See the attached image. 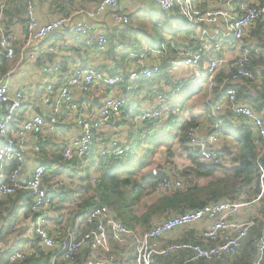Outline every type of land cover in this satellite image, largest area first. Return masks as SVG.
I'll use <instances>...</instances> for the list:
<instances>
[{
    "label": "built area",
    "instance_id": "obj_1",
    "mask_svg": "<svg viewBox=\"0 0 264 264\" xmlns=\"http://www.w3.org/2000/svg\"><path fill=\"white\" fill-rule=\"evenodd\" d=\"M79 1L84 5L90 0ZM128 1L155 5L163 12H170L175 7V0ZM8 7L9 0H0V58L13 62L17 54L13 34L9 32L5 24ZM182 11L186 15L193 14L189 0L183 4ZM239 12L238 17L226 22V29L233 32L230 39L224 41L220 38L214 44L204 42L200 49L172 62L174 68H195L200 65L205 54L212 47L217 49L226 47L234 51L235 55L230 61L216 56L212 57L205 73L207 79L212 82L222 70L227 68L230 71L229 80L223 85L224 102L211 106V122L216 126V132H213L208 139L201 141L197 138V133L201 129L200 125H194L188 131L190 145L198 147L202 160L214 165L226 163V157L219 146V129L226 112H230L237 126L249 127L253 133V139L257 143L261 142L259 158L264 151V117L257 113L249 103L240 99L237 88L240 82H249L253 85L261 82L260 76L251 70V53L245 48V38L247 30L257 20H264V5H250L244 2L239 7ZM80 14L81 16L86 14V18L96 20L98 24H104L109 29L124 27L130 23V16L122 8L121 0H100L93 11L82 10ZM210 19L217 22L219 13H213ZM72 20H74L73 16H58L49 22L42 23L35 6L29 5L26 8L24 22L27 42L19 54V62L22 63L28 59L39 63L44 73L52 72L53 67L49 68L48 58L39 54L36 48L41 42L47 41L53 35L69 27L73 32L74 43L83 44L82 46L89 45L90 42L84 39L96 29V25L85 19L74 20L75 24ZM97 44L101 52L107 50L109 40L105 33L98 35ZM61 68V64L54 66L55 71ZM14 71L0 76V173L7 164H15V168L4 179L6 181L0 182V206L11 197L27 192L30 199L28 214L33 220V223L29 224L27 235L31 234L33 239L23 241L20 238L21 227H25V223L22 222L25 220L13 224L5 222V218L0 216V230L3 229L5 237L0 238V264H3V259L7 261V264H19L34 255L36 249L32 246L33 240L38 241L42 250L55 252L50 255L48 264H120L119 255L123 252L120 244L128 241L133 232L117 219L107 206H96L81 213L79 217L81 227L91 226L92 230L86 229L83 232L72 230L68 226L71 224L69 221L66 222L63 218L56 217L54 206L57 198L53 192L50 193L44 188L48 176L46 165L36 162L31 167V153H41L37 139L41 137L45 127L53 133L58 132L61 114L67 111L73 117L74 130L65 137V147L62 153L64 160H84L93 153L95 145L100 163L108 164L119 160L131 147H127L118 135L110 138L104 137L100 133L104 122L118 116L129 105L132 107L129 112L135 124L147 125L158 122L162 118L165 107L178 96L187 83L183 79H177L174 80L173 86L164 88V90H154L155 106L148 109L141 104L137 93L132 88L140 82L162 75L167 71L163 66L143 67L129 74H118L113 77H106L91 67L75 68L67 76L68 80L59 88H56L54 83L47 85L42 101L50 109V116L34 114L26 117L12 133V122L28 100L25 91L12 89L11 77ZM99 83L115 88L125 86L127 94L107 98L101 106L96 108H91L90 105L75 99L73 89L81 93L79 95L86 96ZM260 168L262 169V166ZM63 180L76 186L79 183L77 181L76 184V181L68 174ZM185 186L186 181L181 178L164 176L158 181L155 194L169 192L173 189L180 190ZM240 209L239 203L225 200L211 202L200 209L166 217L160 224L135 236L137 257L134 263L152 264L157 251L156 245L153 246V241L165 238L177 230H188L195 226H198L197 242L200 243L193 247L194 256L189 262L211 261L222 257L235 261L241 255L245 241L256 225L253 220L243 219ZM79 211L81 209L78 203H75L73 214ZM58 220L63 222L58 232L53 235L51 229ZM73 220L77 221V219ZM59 233L64 235L58 237ZM255 251L249 264H263L264 240L257 241Z\"/></svg>",
    "mask_w": 264,
    "mask_h": 264
},
{
    "label": "crops",
    "instance_id": "obj_2",
    "mask_svg": "<svg viewBox=\"0 0 264 264\" xmlns=\"http://www.w3.org/2000/svg\"><path fill=\"white\" fill-rule=\"evenodd\" d=\"M99 1L100 0H90L86 4L82 5L79 0H9L5 24L15 39V49L17 55L13 62H7L6 60L0 58V76L4 75L6 72L15 70L11 77L12 89H21L25 91L28 97V100L23 107L25 109L23 119L16 125L13 123L11 126V132L14 133L26 117L34 114L43 115L45 117L50 116V109L47 108L42 101L47 85L54 83L56 88H59L65 81L68 80L67 76H69L73 69L77 67H93L102 71L107 76H115L118 74H129L130 72L143 67L161 65L164 66L167 71L158 76L157 81L149 80L140 82L134 85L132 90L137 93L141 104L145 108L152 109L155 106V98L153 95L154 90H164V88L173 86L174 80L177 79L185 80L187 85L181 90L178 96L165 107L161 118L162 121H158V123H155L152 126L137 125L130 115L129 111L132 107L129 105L123 109L118 116L105 121L100 133L107 138L118 135L127 147H131V150L136 147L135 141H138L140 137L143 139L147 138L145 145L140 149L141 152H147L150 148H154L156 142H154V136H152L151 132L155 133L158 137L168 140L166 143L161 144L158 148H156V150L152 149L153 151L145 163V167L136 174L137 180H142L144 177H158L160 174L184 178L181 177V173L184 174L185 171H187L188 174L193 175L191 168H197L194 160L198 159L201 163H205V161L200 158L198 150L190 146L189 142L186 146L190 149L193 148L195 152L192 150H185L180 144V131L177 133L178 137L173 139L169 134L170 129L174 124L175 115L184 111V120L186 123L192 122L193 125L198 124L201 126V129L197 133V138L199 140L202 141L211 136L216 126L212 125L211 122V106L209 104L211 101L214 102V98L216 99V103L224 102V97L221 94V91L225 82L229 80L230 71L227 68L222 70L212 82L207 79L205 73L212 57L216 56L230 61L233 59L235 54L234 51H231L226 47L218 49L212 47L211 50L205 54L203 61L198 67L174 68L171 63L200 49L204 42L214 44L220 38H223L224 41L226 39H230L233 32L232 30L226 29V22L229 19L236 18L240 15L239 7L244 2L250 5H264V0H228L226 2L218 0H198L196 4H193L189 0L193 9V14L190 15H186L182 11L183 4L187 0H175L176 9L186 18L184 23L186 28H184L185 30H182L183 32L181 31L180 35L175 37L169 36L167 43L162 46V50H157L155 47V49L152 48L149 53L143 52L141 54H136L128 52L126 50L128 48V44L124 43L119 44L115 52L112 53L113 55L101 54L98 49L96 50L98 35L101 33H105L107 35L110 29L104 24H98L96 20L86 18V14L82 16L80 14L82 10L93 11ZM31 4L35 6L36 12L42 23L49 22L58 16H73L75 21L85 19L87 22L96 25V29L84 39L90 42L87 47L82 46L83 44L73 42V32L70 27L53 35L52 38L45 42H41L38 45L36 48L37 52L48 58L49 68L53 67V71L49 74L44 73L37 62H32L26 59L25 62L21 63L18 60L20 56L19 54L27 42L24 30L25 27L24 24L22 25L21 23L22 20L25 22L26 8ZM21 6L23 8V12L25 6L24 14L21 12ZM121 6L129 14L130 23L135 29H137L138 32L143 31L155 37L156 32L150 27L153 24L154 19H151L150 16L152 15L153 10L158 11L159 8L157 6L150 4H136L134 2H129L128 0H121ZM150 12L152 13L150 14ZM213 13H219V20L217 22H213L210 19V16ZM74 20L72 21L75 24ZM121 28H123V26L116 27V29ZM258 33L259 30H257V27L247 30L245 48L251 53V63H258L253 71L260 76V79L263 80L264 73L262 71L264 70V46L260 45L259 47L256 44L258 40ZM144 45L146 46L147 44L144 43ZM257 53H259V55L255 57V54ZM253 56L255 58H253ZM78 62L80 63L78 64ZM58 64H61L62 68L59 71H55L54 66ZM238 84L237 88L239 90L240 99L249 103L257 113L264 117V108H261L258 103L260 101H257L256 98L253 99V101L245 98L246 96H255L254 87L257 85L249 84V82H240ZM72 91L74 92L75 99L78 102L86 103L87 105H90L91 108L101 106L107 98L124 96L127 94V90L123 87H108L101 83L97 84V86H95V88L86 96L79 95L81 93L77 90L73 89ZM70 115L71 114H68L67 111H64L61 114L58 124V132L56 133L51 132L48 127H45L43 134L39 139H37V143L41 148V153H31V160H29L31 167L36 162H41L46 165V168H49V170H47L48 176L46 178L44 188L50 193L53 192L57 198V202L54 206L56 217L58 219L63 218L66 222L69 221L71 224L68 226L72 230L83 232L86 229L92 230V227L89 226L88 228L86 226L87 228H83L81 227V223H79V219H77V221L73 220V208L75 203L79 202H74L73 200L62 202L59 200V194L61 191H67L69 188L78 191L79 187L82 185V180L80 179H74L76 184L77 181L79 182L78 186L66 183L64 180L62 181V179L67 176V173L65 172L66 169L63 168L60 163L58 164L55 161L58 155L62 156L63 149L65 147V137L68 136L72 130H74L73 117ZM225 118L235 128L239 127L236 125L235 121L233 122L230 112H226L223 116V123ZM146 133H148V135ZM41 146H43V148ZM219 146L221 149L228 147L231 150V156H225L223 154L226 157V163H229L227 166H230L229 158L239 153L237 145L234 143V139L230 136L221 135ZM94 152L95 156H93L92 153L82 161L83 167L75 170L77 173L82 174V171L85 168H91L93 181L96 179V169L99 164L96 153V145ZM263 154L264 151H262L261 155ZM261 158H263V156ZM14 168L15 164H7L5 169L0 173V179H6ZM155 173H157V175H155ZM220 174L221 172L217 175L219 176ZM203 180L206 179L194 181L195 185L199 184L200 186L205 187L209 184ZM195 185L190 184V186L184 188L183 190L181 189L180 191L187 192L188 190L193 189ZM201 189L202 188L199 190ZM176 191V189H173L169 192L159 194L153 193L154 195H150L145 200V204L140 209L141 211H138L137 214L142 215V213L145 212V205L152 204L163 197H171L176 193ZM180 191L178 190V192ZM263 195L264 168L262 167L255 181L251 185L242 189L237 203H239L241 205V209H243L242 207L249 205L250 202L263 199ZM247 199H250V201L246 202ZM78 200L81 199H75V201ZM248 211H250V209ZM177 213L178 212H172L170 215ZM251 214L252 212H249V215L247 217L244 216L243 218L247 220ZM242 215H244V213H242ZM0 216L6 218L8 216L7 211L0 208ZM165 218L166 217L163 216L160 220L163 221ZM7 220L13 224L25 220L22 222L25 223V227H21L22 231L20 238L23 241L33 239L31 234H29V236L27 235L29 224H32L33 220L30 218V214H28V212L26 213V210L18 211L14 220ZM62 222H60V220L55 222V225L51 229L53 235L58 232ZM160 222L155 221L156 225ZM197 227L198 226L190 228L186 232H183L185 229H180L165 238L153 241V246L156 245L155 249L157 251L154 254V261L152 264H184L187 261V264H223L221 259L226 257L216 258L211 261L197 260L189 262V260H191L194 256L193 247L200 243L197 242ZM129 230L133 232V234H131L128 238V241H124V243L120 244L123 248V252L119 255L120 264H135L134 259L137 257V240L135 236H139V234L146 231ZM191 230L194 231L193 234H188ZM63 235L64 234L59 233L58 237H62ZM0 238L2 239V237ZM35 244L39 246L37 240H33L32 246H34V248ZM44 251L49 257L51 254H55L54 251ZM3 264H7V261H4V259Z\"/></svg>",
    "mask_w": 264,
    "mask_h": 264
},
{
    "label": "trees",
    "instance_id": "obj_3",
    "mask_svg": "<svg viewBox=\"0 0 264 264\" xmlns=\"http://www.w3.org/2000/svg\"><path fill=\"white\" fill-rule=\"evenodd\" d=\"M151 13L152 12H150V14ZM150 18L154 19L153 24L150 27L155 30V37L143 31L138 32L137 29H135L133 25L129 23L121 29H116L115 27L110 28L109 32L107 33L109 45L105 52L100 51L98 44L96 45L97 48H94H96V50L98 49L101 54L113 55L112 53L115 52L119 44L127 43L128 48L126 50L128 52L136 54H141L143 52L149 53L151 52L152 48L155 49V47L157 50H162V46L167 43L169 36H178L180 35L181 31L185 30L184 28H186L184 26L186 18L180 12H178L176 6L170 12H163L159 9L158 11L153 10ZM253 27H257V30H259L256 44L259 47L260 45L264 46V20H257V22L249 29ZM246 40L247 35L245 42ZM144 43L147 45L145 46ZM87 46L89 45L84 47ZM257 65V62H252L250 67L253 70ZM97 71L100 74L105 75L102 71ZM105 76L113 77L107 75ZM150 81H157V77ZM122 87L125 89L127 88L125 86ZM254 93L255 96L251 95L250 97L246 96L245 98L251 101L256 98L257 101H260L258 102L259 106L264 108V79L262 80L261 84H257L256 88H254ZM24 111L25 109L22 108L18 112L16 118L12 122V125L13 123L16 125L21 122ZM155 123L158 122L147 125L152 126ZM193 126L194 125L192 122H187L181 128L180 144L185 150H192L195 152L193 148L190 149L186 146L189 142L188 131ZM214 132L216 131L214 130ZM151 133L152 136H154V142H156L154 148H152L153 150H156V148H158L161 144H164L168 141L167 139L158 137L153 132ZM146 134L148 135V133ZM221 135L232 137L239 150L238 154H235L229 158L230 166H227L229 163L214 165L207 162L201 163L198 159H195L194 162L197 165V168H191L193 175L188 174L187 171H185L184 174L181 173V177H184L181 179L186 181V186L184 188L190 186V184L195 185L194 181H199L202 179L208 180L209 184L205 187L196 184L193 189H190L187 192H182L180 191L181 189L179 190L180 192L177 190L176 193L171 197H163L152 204L145 205V212L142 213V215H138L137 212L141 211L140 209L145 204V200L150 195H154L153 193H155V188L158 181L166 176L164 174H160L158 177H144L142 180L136 179L137 172L145 167V163L153 151L151 148L147 152L140 151L141 147H143L147 141V138L143 139L142 137H140L138 141H135L136 147L132 150L130 149L119 160L108 164L99 162L96 169L95 182L93 181L91 175V168H85L81 174L82 178L80 179L82 180V185L79 187V190L77 192L72 190L61 191L59 194V200L65 202L77 198L81 199L78 200V205L81 209V212H84L87 209H92L96 206H107L112 210L117 219H119L133 231L149 230L156 226L155 221L160 222V218L163 216L168 217L170 214H172V212H178L177 214H179L197 210L211 202L225 200L238 202L237 200L242 189L251 185L255 181L256 177L261 171L260 166L264 168V154L261 155L263 158H259V147L261 142L257 143V141L253 139V133L249 127L239 126L238 128H235L226 118L224 119V123L221 125L220 136ZM41 147L43 148V146ZM198 154L200 155L199 151ZM223 154L228 156L225 153ZM93 156H95L94 150ZM55 161L58 164L60 163V165L66 169L72 168L76 170L83 167V160H64L63 156L61 155H58ZM47 170H49V168H47ZM219 172H221V174L218 176L217 174ZM1 181L5 182L6 180L0 179V182ZM221 181L226 183L223 188L219 187ZM215 185L218 186L216 187ZM184 188H182V190ZM200 188L202 189L199 190ZM0 208L7 211L8 216L5 218V222H8L7 219L14 220L16 213L20 210H26V213L29 212L30 199L28 198L27 192H21L17 196L11 197L9 200H7V202L4 201ZM250 220L255 222L254 219ZM0 237H4L3 229L0 230ZM35 249L34 255L19 264H48L49 256L46 255V252L36 244ZM255 253L256 251H254L253 256Z\"/></svg>",
    "mask_w": 264,
    "mask_h": 264
},
{
    "label": "rangeland",
    "instance_id": "obj_4",
    "mask_svg": "<svg viewBox=\"0 0 264 264\" xmlns=\"http://www.w3.org/2000/svg\"><path fill=\"white\" fill-rule=\"evenodd\" d=\"M190 1L193 4H196L198 0H190ZM21 10H22L21 12H23L22 6H21ZM24 12H25V8H24ZM24 12H23V14H24ZM9 15H11V14H9ZM21 24L22 25L24 24V20H22V23ZM257 55H259V53L255 54V57H257ZM255 57L253 56V58H255ZM79 63L80 62H78V64ZM262 72L264 73V70ZM261 82H262V79H261ZM261 82L259 84H261ZM254 88H256V87H254ZM221 94L223 95V89L221 91ZM213 100L215 102L216 99L214 98ZM214 102L211 101V103L209 105L210 106H213L214 104H216V102L215 103ZM161 121L162 120H160V122ZM185 123L186 122L184 120V111H181V112L177 113L175 115L174 124L171 127L170 132H169V134L171 135V137L173 139H176L178 137L177 133L185 125ZM178 145H179V143H178ZM65 172L72 179H76V180L78 179L79 180L80 178H82L81 173L80 174L77 173L75 171V169L67 168ZM203 181H206V183H208V180H203ZM225 184H226L225 182L221 181L219 187H222L223 188L225 186ZM215 186L217 187L218 185H215ZM68 190H72V191L77 192L76 190L71 189V188H69ZM255 198H256V196H255ZM249 201H250V199H247L246 202H249ZM242 208L243 209H241V213H244V215H242L241 217L242 218L244 216L247 217L249 215V212H252L251 216L248 217V218L249 219H254L255 222H256V226L252 230V232H251L250 236L248 237V239L245 241V245L243 246L244 249L242 248L241 255L235 261H232L230 258H223V259H221V262L223 264H248L249 261H250V259L253 256L254 251L256 250V243H257V241L260 240V239H264V199L256 200L255 202H250L249 205H246L245 207H242ZM249 209H250V211H248ZM81 213H82L81 211H79L78 213H76L74 215L73 219H80L79 217L81 216ZM243 219H245V218H243ZM186 231L187 230H183V232H186ZM193 232L194 231L191 230L190 232H188V234H193ZM263 264H264V260H263Z\"/></svg>",
    "mask_w": 264,
    "mask_h": 264
},
{
    "label": "water",
    "instance_id": "obj_5",
    "mask_svg": "<svg viewBox=\"0 0 264 264\" xmlns=\"http://www.w3.org/2000/svg\"><path fill=\"white\" fill-rule=\"evenodd\" d=\"M198 149V147H196ZM221 151L229 156H231L232 152L228 147H224L221 149Z\"/></svg>",
    "mask_w": 264,
    "mask_h": 264
},
{
    "label": "clouds",
    "instance_id": "obj_6",
    "mask_svg": "<svg viewBox=\"0 0 264 264\" xmlns=\"http://www.w3.org/2000/svg\"><path fill=\"white\" fill-rule=\"evenodd\" d=\"M189 143H190V141H189ZM191 146V145H190ZM193 148H195V147H193ZM197 149V148H196ZM198 150V149H197ZM222 152V151H221Z\"/></svg>",
    "mask_w": 264,
    "mask_h": 264
}]
</instances>
